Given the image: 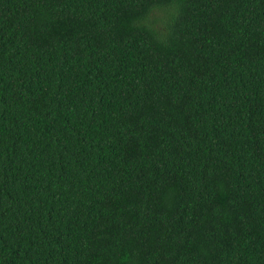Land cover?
I'll list each match as a JSON object with an SVG mask.
<instances>
[{
    "label": "trees",
    "instance_id": "trees-1",
    "mask_svg": "<svg viewBox=\"0 0 264 264\" xmlns=\"http://www.w3.org/2000/svg\"><path fill=\"white\" fill-rule=\"evenodd\" d=\"M0 264H264V0H0Z\"/></svg>",
    "mask_w": 264,
    "mask_h": 264
}]
</instances>
